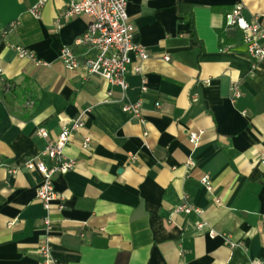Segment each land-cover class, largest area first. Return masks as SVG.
I'll return each instance as SVG.
<instances>
[{
	"label": "crops",
	"instance_id": "0c3cea01",
	"mask_svg": "<svg viewBox=\"0 0 264 264\" xmlns=\"http://www.w3.org/2000/svg\"><path fill=\"white\" fill-rule=\"evenodd\" d=\"M39 1L0 0V35L20 23L0 42V72L14 85L5 92L0 81V264H39L47 218L56 264H264V62L254 68L241 33L225 26L242 4L264 32V0H127L134 41L149 58L131 55L125 93L64 66L63 47L81 64L96 56L76 45L91 20L65 17L72 0H47L36 18ZM139 101L142 121L122 109ZM81 114L86 126L65 149L76 167L56 176L64 200L47 210L36 198L42 175L24 164ZM200 131L194 147L189 136ZM185 202L199 211L174 213Z\"/></svg>",
	"mask_w": 264,
	"mask_h": 264
},
{
	"label": "built area",
	"instance_id": "2783aa9c",
	"mask_svg": "<svg viewBox=\"0 0 264 264\" xmlns=\"http://www.w3.org/2000/svg\"><path fill=\"white\" fill-rule=\"evenodd\" d=\"M47 0H40L31 10V13L39 18L42 9ZM127 0H72L65 12V17L86 16L91 21L84 34L76 41V45H88L97 51L94 58L88 59L84 64H81L78 57L75 55L73 48L63 47L60 51L59 59L68 70L82 69L85 76H97L104 79L113 89L118 87L123 93L128 90L127 73L132 63L131 55L137 59L145 61L149 58V54L145 48L134 41L135 26L131 22L127 11ZM243 5H236L230 12L225 15L226 31L237 30L242 35V42L246 47V53L253 61V67H257L264 62V32L257 20L248 21L243 13ZM18 21L11 22L0 35V42L6 40L9 35L19 26ZM17 52V55L22 59L30 60L37 67H48L50 64L39 58L34 51L19 45H11ZM169 61V57H165ZM141 72V68L136 69ZM0 81L3 84L5 92L12 90L14 85L7 81L0 72ZM143 93L148 91L145 81L141 88ZM112 95L110 90L108 96ZM233 101L241 97V93L237 84L232 86ZM34 102H27L26 106L33 107ZM123 112L129 114L134 119L143 120L142 117V102L125 104ZM86 122L84 115L81 114L75 119L68 120L62 124V129L57 138L46 145L37 155L28 159L24 166L30 171H38L42 175V181L38 186L36 198L49 210L52 208L54 201H63L64 196L58 194L54 187V179L58 175H63L73 170L76 167V161L66 157L65 149L68 146L72 136L84 130ZM36 135L42 139L48 138V132L44 128H38ZM203 131L193 132L189 136L190 143L198 146ZM91 138L84 137L83 149H89ZM264 163V154L261 158ZM188 168H193L195 162L189 159L186 163ZM18 170H10L11 174ZM201 183L207 193L212 195L214 186L209 176H204ZM215 204H220V200L213 199ZM62 208V206H60ZM196 210L195 207L185 202L174 209V213L189 214ZM264 223V218H263ZM53 222L51 219H45L46 242L37 250L40 256L39 264H56L54 259V249L51 243L53 233ZM203 225L199 224L198 228ZM211 237L217 236L216 232H209ZM224 240L232 248L236 244L231 243L224 236Z\"/></svg>",
	"mask_w": 264,
	"mask_h": 264
}]
</instances>
